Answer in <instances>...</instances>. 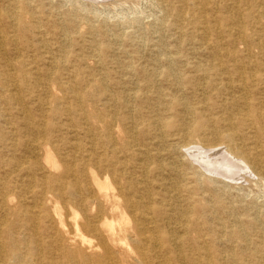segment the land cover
I'll return each instance as SVG.
<instances>
[{"label": "bare ground", "instance_id": "6f19581e", "mask_svg": "<svg viewBox=\"0 0 264 264\" xmlns=\"http://www.w3.org/2000/svg\"><path fill=\"white\" fill-rule=\"evenodd\" d=\"M13 1H9L10 8L15 5ZM58 1L68 8L66 22L71 27L79 23V13L88 9L118 11L130 3ZM164 1L178 5L175 18L179 32L187 20L197 24L194 33L202 46L217 33L220 44L226 37L237 38L251 48L255 43L250 40L247 27H256L257 20H264V1L247 0L252 10L234 27L224 24L226 18L213 17L216 10L211 0ZM27 14L26 19L22 15L19 19H28L31 28L36 29L33 14ZM0 19L17 28L20 25L11 9H0ZM105 29L107 34L112 31ZM260 32L264 34L262 29ZM256 47L264 51V43ZM21 55L8 66L6 76L14 88L7 101L19 105V114L29 122L28 131L37 139L23 144V156L13 162L11 171L0 169V176L7 175L4 181L0 180V264H153L155 260L158 264H264V202L253 200L245 204L239 198L232 206H226L219 194L240 193L249 185L264 187V58H239L229 51L215 49L208 62L199 65L165 54L156 59L157 64L151 69L138 72L145 76L149 88L157 85V77L162 73L172 79V86H177L174 65L186 64L200 73L201 88L221 89L231 95L233 110L221 113L216 128L205 129L203 124L173 128V135L183 141L181 146L173 144L184 149L183 158L197 171V181L205 180L214 186L211 191L217 205L201 197L200 209L193 216V211L184 206L187 198L178 181L182 178L178 171L181 161L169 157L172 162L155 168L153 162L164 160L161 154L137 144L140 136H149L151 140L165 137L158 132L168 127L162 119L142 129L137 126L127 100L139 99L138 86L124 90L123 96L111 97L109 84L95 81L94 88L117 105L112 109L109 102L98 110L89 104L88 94L80 92L77 84L57 82L64 70L63 61L53 60L56 64L52 72L39 74ZM162 64L167 66L164 72ZM125 72L132 74L135 69L128 65ZM45 79L49 81L47 90L65 94V98H60L54 92L50 101L53 114L67 110L79 117L86 145L74 142L62 148L45 135L44 127L30 123L31 111L21 94L44 85L46 81L41 80ZM140 99L142 102L146 97L142 95ZM199 110L183 105V119ZM41 135L42 140L38 139ZM97 136L101 139L98 144ZM156 143L166 146L168 142L160 139ZM243 161L251 169L248 174L240 168ZM13 172L14 177L10 175ZM220 214H226L227 220H222ZM12 217H26L21 227L30 231L34 245L14 237L15 222L7 220ZM22 245L27 247L23 249ZM33 257L40 262H30Z\"/></svg>", "mask_w": 264, "mask_h": 264}, {"label": "rangeland", "instance_id": "374dc122", "mask_svg": "<svg viewBox=\"0 0 264 264\" xmlns=\"http://www.w3.org/2000/svg\"><path fill=\"white\" fill-rule=\"evenodd\" d=\"M9 1L0 0V9L4 12H9L11 9L14 16L18 17L16 22H20V25L17 28L9 25L6 20L0 19V75L2 76H0L1 171H11L10 168L13 162L18 161L23 156V144L37 139L28 131L29 122H25L23 116L19 114V105L7 101V98H10L8 93L14 88V85L6 76L8 66L15 63V57L22 54L21 56L30 63L33 72L39 74L50 73L55 67L53 65L56 64L55 61H63L64 70L57 82L77 84L81 89L80 92L85 93L86 91L88 94L89 104H92L98 110H103L109 102L112 109L117 105L102 94L99 89L94 88L93 83L95 81L103 80L108 83L111 97L123 96L124 90L130 91L138 86L140 90L137 91V95L140 97L143 95L146 99H142V102L140 97L139 99L129 98L127 100L137 126L142 129L152 121L162 119L168 124V127L158 133H164L165 137L160 139L168 143L166 146H160L156 143L160 139L151 140L152 138L149 136L144 139L140 136L137 144H140L141 148L149 147L152 153L161 154V158L164 160L153 162L152 166L155 168L172 162V160H168L169 157L181 161L178 163V171L182 178L178 181L183 196L187 198V205L184 206L193 211V216L200 209L199 200H201V197L209 200L211 205H217L213 202L211 191L214 186L205 180L197 181L194 174L197 171L192 169L190 162L183 158L184 149L181 147L178 149L173 144L176 143L179 146L183 144L180 136L173 135V128L176 125H193L196 127L200 124H203L205 129L216 128L219 126L218 118H222L221 113L226 110H233L230 107L233 103L230 93L221 89L204 90L201 88L203 80L200 73L186 67V64L174 65L176 69L175 78L178 81L177 86H172V79L166 78V75L162 73L157 77V85L149 88L145 76L138 72L143 68L151 69L157 64L156 59L164 58L165 54L178 56L185 63L199 65L206 64L210 54L215 49L216 51H229L239 58L249 56L264 58V51L256 47V45L264 43V34L260 32L261 29L264 31V20H260V22L257 20L256 27H247V34L250 36V40L255 43V46L251 48L248 47L246 42L235 37V39L226 37L223 43L220 44L217 33L213 35L207 45L202 46L199 38L194 33L197 24H192V21L187 20L183 24V31H178L175 18L178 5L173 2L129 0L130 3L118 11L114 9L112 11L88 9L79 13L81 14L78 17L80 18L79 23L77 22L71 27L67 26L66 22L68 8L63 6L64 3L59 5L60 1L58 0H14L13 4L15 5L11 8ZM255 1L262 3L264 0ZM211 2L215 8L214 10H216L213 17L218 20L226 18L227 21L224 24L228 23V27H234L235 22L241 20L252 10V4L247 0H211ZM27 12L33 14L36 29L31 28L33 25L28 19L26 22L19 19L20 15L26 19L28 17ZM189 16L187 19H189ZM224 24L223 26H225ZM104 27L111 28L112 31L107 34ZM1 47H3V50H1ZM105 50L108 51L106 54L104 53ZM53 60L55 61L53 62ZM128 65L133 66L135 72L127 74L125 66ZM166 69L167 66L162 64L161 71L164 72ZM55 78L58 77L55 76ZM55 78L53 80H56ZM41 81L45 82L46 79ZM48 82L46 81L44 85H39L21 94L25 106L31 111L30 123L32 126L44 127L46 129L45 135L52 137L54 144L62 148H67L74 142L86 145L80 128L83 121L79 117L67 110L57 116L53 114V106L50 101L54 97L55 91L47 90ZM51 84L56 83L52 82ZM55 93L58 94V97L65 98L63 92L58 91ZM183 105H189L200 110L187 116V119H183L186 117L183 113ZM43 138L44 136L41 135L38 139L42 140ZM96 138L97 144L100 143L101 139L98 136ZM240 168L244 174H248L251 170L244 161L241 162ZM242 172L241 175H243ZM10 175L14 177L16 173L13 172ZM6 177L7 175L2 173L0 180L4 181ZM249 186L250 188L240 193L233 191L232 194L228 192H219V194L226 206H232L240 200L239 198H242L245 204H249L253 200L262 204L264 202V187ZM220 218L227 220V215L220 214ZM25 219L26 217L19 220L12 217L7 220L15 222L14 237L16 239L27 240L28 243L34 245L30 231H25L21 227L26 223ZM2 239L6 241L5 234L2 235ZM25 247L27 245L21 246L23 249ZM24 251L26 252V250ZM29 260L33 263L40 262L37 257ZM153 264H158V262L155 260ZM171 264L182 263L171 262Z\"/></svg>", "mask_w": 264, "mask_h": 264}]
</instances>
